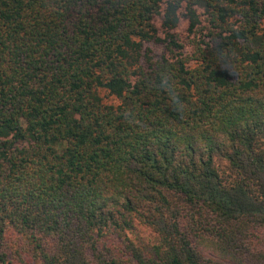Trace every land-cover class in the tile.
Instances as JSON below:
<instances>
[{
    "label": "trees",
    "instance_id": "trees-1",
    "mask_svg": "<svg viewBox=\"0 0 264 264\" xmlns=\"http://www.w3.org/2000/svg\"><path fill=\"white\" fill-rule=\"evenodd\" d=\"M8 239L264 264V0H0V264Z\"/></svg>",
    "mask_w": 264,
    "mask_h": 264
},
{
    "label": "rangeland",
    "instance_id": "rangeland-1",
    "mask_svg": "<svg viewBox=\"0 0 264 264\" xmlns=\"http://www.w3.org/2000/svg\"><path fill=\"white\" fill-rule=\"evenodd\" d=\"M156 24L157 26H161V17H157L156 18ZM187 28H188V20L183 18L182 21H181V24L178 28L179 32L183 33V34H186L187 33ZM155 50L156 52L158 53H161L163 51V48L162 46H159V47H155ZM103 95H106L105 96V100L106 102H109V103H112V102H118L117 99H114L113 97L107 95V93L103 92ZM143 234H148L149 233V229L147 228H142V231ZM8 243L12 244L13 247L10 248V250L12 252H14V250L17 248L19 249V251L21 252V256L22 258L19 260L17 258L14 257L13 253L10 255L11 259L13 260V263L12 264H39V262L33 260V259H30L29 255H28V252L25 250V247L23 245V243L21 242V239L20 240H13V241H10L8 239ZM22 243V245H21Z\"/></svg>",
    "mask_w": 264,
    "mask_h": 264
}]
</instances>
